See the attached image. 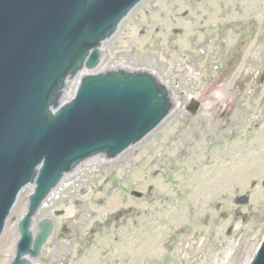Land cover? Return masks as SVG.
Listing matches in <instances>:
<instances>
[{
	"label": "rangeland",
	"instance_id": "1",
	"mask_svg": "<svg viewBox=\"0 0 264 264\" xmlns=\"http://www.w3.org/2000/svg\"><path fill=\"white\" fill-rule=\"evenodd\" d=\"M184 12H190L188 20L214 24L187 25L185 39L200 27L218 31L214 34L220 40L227 37L233 42L238 36L233 43L240 35L256 32L243 43L239 69L248 63L263 64L264 0H147L106 42L103 66L156 69L162 80L175 86L172 37L174 28L187 21ZM257 52L260 60H253ZM191 79L180 78L181 87L192 85L202 91L206 132L217 116L219 127L226 124L227 132L219 128L210 144L209 137L196 130L198 124L180 129L171 120L146 141L144 153L140 145L116 162H94L73 174L40 211L38 221L53 218L58 229L50 261H45L49 248L37 264H241L244 258L253 259L264 239V84L255 78H204L197 84ZM172 174L184 183L179 190L168 182ZM135 183L147 194L152 185L154 196L162 198L133 197ZM32 189L21 195L8 220L0 241V264L11 262L20 238L18 223L28 210ZM247 195V204H236L237 198ZM166 196L175 199V205L166 206ZM221 201H227L223 206L227 220L216 211ZM209 212L211 227L202 223ZM235 212L241 214L235 217ZM182 226L184 234L175 235L177 239L181 234L171 246V236ZM115 235L118 243L113 241ZM87 236L95 242L79 256Z\"/></svg>",
	"mask_w": 264,
	"mask_h": 264
},
{
	"label": "water",
	"instance_id": "2",
	"mask_svg": "<svg viewBox=\"0 0 264 264\" xmlns=\"http://www.w3.org/2000/svg\"><path fill=\"white\" fill-rule=\"evenodd\" d=\"M141 1L0 0V238L23 189L36 185L11 264L41 255L54 228L46 219L34 237V218L66 174L99 155L116 158L173 108L157 77L124 69L83 77L61 106L70 81L100 65L103 43ZM252 264H264V243Z\"/></svg>",
	"mask_w": 264,
	"mask_h": 264
},
{
	"label": "flooded vegetation",
	"instance_id": "3",
	"mask_svg": "<svg viewBox=\"0 0 264 264\" xmlns=\"http://www.w3.org/2000/svg\"><path fill=\"white\" fill-rule=\"evenodd\" d=\"M190 12H184L183 16L187 19V23L189 22ZM193 23L195 20L192 21ZM207 22L206 20L201 22ZM209 23V22H208ZM212 24V23H209ZM175 31L179 33V28H176ZM218 32V31H217ZM214 31H206L202 29L200 32H192L189 43L186 48H182L179 45V34L174 36V44H175V68L173 72L174 78H177L176 87L178 91L174 92L175 102L177 104L174 114L172 115L171 119L174 121L180 129L186 128L187 126L198 124L197 129L202 131L205 136H208L211 140L210 144H212V140L216 137L217 132H219V119L218 116L213 120L209 117L210 120H213L216 124L213 128L206 132V123L202 121L205 120L203 113L201 111L204 109L203 107L206 106L205 100L203 101L202 93L199 91H183L179 90L181 88V82L183 78H262L264 74V56L260 60L258 57V52L253 55V60H260L263 64L254 63L247 64L241 68L240 60L243 54L242 46L243 43L245 44L248 42L250 36L256 34V32L251 31V33H245V35H240L239 40L242 42L240 43H233L235 39H238V36L232 40L224 37L220 40L214 33ZM224 36V35H222ZM231 42L229 44V42ZM207 72V74H206ZM182 78V81L180 80ZM211 93L207 92V95ZM199 97L200 102L195 106H190L189 103H195L194 98ZM193 98V99H192ZM191 99V100H189ZM203 106V107H202ZM200 107V108H199ZM199 109V112L196 115L192 113L196 112ZM218 128V129H217ZM182 135H176L174 138H180ZM149 138V137H148ZM145 139L143 142V153H144V146L146 144ZM174 143V142H173ZM172 150V147H171ZM147 159V157L145 156ZM142 166H144L142 164ZM168 182L171 183V178H167ZM150 190V192H149ZM154 191L152 185L149 186L148 192L151 194ZM154 194V193H152ZM146 197H149L147 194ZM162 197L152 196L150 199L152 201L156 199H161ZM175 199L172 200L170 196H166L165 198V205L172 206L175 205L173 202ZM172 225V221H167Z\"/></svg>",
	"mask_w": 264,
	"mask_h": 264
},
{
	"label": "bare ground",
	"instance_id": "4",
	"mask_svg": "<svg viewBox=\"0 0 264 264\" xmlns=\"http://www.w3.org/2000/svg\"><path fill=\"white\" fill-rule=\"evenodd\" d=\"M22 195V194H21ZM21 197V196H20ZM19 203V202H18ZM17 203V204H18ZM12 247H14V246H12ZM13 248H11V250H12ZM249 263V259H246V258H244V260L241 262V264H248Z\"/></svg>",
	"mask_w": 264,
	"mask_h": 264
}]
</instances>
